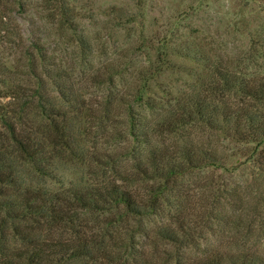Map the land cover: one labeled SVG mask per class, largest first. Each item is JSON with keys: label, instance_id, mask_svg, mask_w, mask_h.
Masks as SVG:
<instances>
[{"label": "rangeland", "instance_id": "1", "mask_svg": "<svg viewBox=\"0 0 264 264\" xmlns=\"http://www.w3.org/2000/svg\"><path fill=\"white\" fill-rule=\"evenodd\" d=\"M217 71L233 75L234 87ZM253 77H264V0H0V114L12 121L25 111L19 127L35 129L47 122L43 106L53 104L82 139L43 164L47 175L24 166L25 185L46 197L116 181L138 199L145 183L132 180V160L148 144L190 143L219 158L164 184L154 210L106 227L117 239L131 228L124 253H114L127 264H190L241 249L264 257L256 234L264 219V140H237L198 120L174 132L156 126L192 93L203 104L264 115V101L238 89ZM214 84L221 89L207 87ZM98 214L117 216L114 208ZM157 229L178 241L159 240Z\"/></svg>", "mask_w": 264, "mask_h": 264}, {"label": "trees", "instance_id": "2", "mask_svg": "<svg viewBox=\"0 0 264 264\" xmlns=\"http://www.w3.org/2000/svg\"><path fill=\"white\" fill-rule=\"evenodd\" d=\"M217 72L227 88L234 87L233 75L228 78L226 72ZM207 87L214 92L221 89L217 84ZM238 89L246 98L264 101V77L245 79ZM188 99L167 109L156 126L163 132H174L187 122L198 120L212 128L224 129L237 140H264V115L243 106L203 104L195 93ZM57 111L53 104L43 106L41 113L47 122L37 124L35 129L19 127L27 122L25 111L12 121L0 114V122L6 128V132L0 133V264H127L129 258L119 255L132 239L131 228H126L118 240L112 238L106 227H113L121 218L142 216L154 210L161 187L188 168L219 162L212 151L190 143L172 150L164 144L150 143L142 155L132 160V180L145 183L141 188L144 198L137 196V199L116 181L86 188L71 187L59 196L55 193L44 197L41 188L25 185L21 169L25 166L37 176L47 175L43 164L58 153L77 148L82 140L69 131L65 114ZM30 123L33 124L31 120ZM120 179L123 181L124 177ZM113 208L115 218L114 214L99 217L98 213ZM261 223L264 224V219ZM262 224L256 234L264 240ZM154 233L166 243L179 239L177 233L168 229H157ZM12 239L18 245L8 246ZM120 250L123 252L114 254ZM130 261L134 262L132 258ZM190 264H264V257L253 249L214 251Z\"/></svg>", "mask_w": 264, "mask_h": 264}]
</instances>
